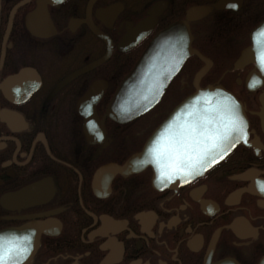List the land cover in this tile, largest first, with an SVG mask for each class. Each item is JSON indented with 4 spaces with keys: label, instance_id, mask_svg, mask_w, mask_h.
I'll use <instances>...</instances> for the list:
<instances>
[{
    "label": "flooded vegetation",
    "instance_id": "1",
    "mask_svg": "<svg viewBox=\"0 0 264 264\" xmlns=\"http://www.w3.org/2000/svg\"><path fill=\"white\" fill-rule=\"evenodd\" d=\"M263 21L264 0H0L5 247L26 250L22 264H264V75L241 58ZM174 25L194 52L152 108L113 118L123 78ZM205 62L197 84L238 99L243 140L204 172L157 183L135 156Z\"/></svg>",
    "mask_w": 264,
    "mask_h": 264
},
{
    "label": "water",
    "instance_id": "2",
    "mask_svg": "<svg viewBox=\"0 0 264 264\" xmlns=\"http://www.w3.org/2000/svg\"><path fill=\"white\" fill-rule=\"evenodd\" d=\"M178 28L181 29V26L174 25L157 35L123 78L109 106V113L113 118L129 121L155 105L188 53L194 52L178 40L183 37H177ZM252 37L258 44L257 47L255 44V48L243 50L241 58L254 59V64L260 71L257 75H264V21L256 27ZM205 63L194 78L196 91L173 109L148 139L139 156H135L137 165H151L157 183L167 180L184 181L192 178V173L204 172L225 157L243 139L246 120L241 103L222 86H198V79L210 66V62ZM232 121L237 123L236 130L216 142V147H210L213 141L209 138L206 143L196 145L195 151H190L187 155L183 148L178 147L179 136L166 132L169 125L173 126V133H179L185 125L198 123L200 131L206 130L211 136L218 131L222 132L224 126ZM157 137L163 140V143H158ZM152 147H156L160 152L158 160L147 156L148 149ZM204 149H207V154L203 155V160L200 161L199 156L203 154ZM146 159H153L154 162L144 163ZM125 170H133L132 165L126 166ZM33 249L32 247V251ZM218 264L234 263L223 261Z\"/></svg>",
    "mask_w": 264,
    "mask_h": 264
},
{
    "label": "snow or ice",
    "instance_id": "3",
    "mask_svg": "<svg viewBox=\"0 0 264 264\" xmlns=\"http://www.w3.org/2000/svg\"><path fill=\"white\" fill-rule=\"evenodd\" d=\"M237 123L236 121H232L229 125H225L222 132H216L211 134L207 133V131H200V125L198 123H193L190 125H185L182 127L179 133H173L172 129L173 126L169 125L168 129H166V132L172 133L173 136H179V143L178 147L184 149L185 155H187L190 151H195V146L202 143L207 142V140L210 138L213 143L210 145V147H216L219 140L225 139L227 136L231 134L232 131L236 130ZM163 135V134H162ZM207 154V149H204L203 154L199 156V160H203V155ZM148 157H153L155 159H159L160 152L156 147H152L148 149L147 153ZM154 162L153 159H146L144 163H152ZM192 174H198V173H192ZM26 251L24 249L19 248L18 246H10L5 247V244L2 240H0V264H22V261L19 259V257L22 255V253ZM24 259L27 258V256H23Z\"/></svg>",
    "mask_w": 264,
    "mask_h": 264
},
{
    "label": "rangeland",
    "instance_id": "4",
    "mask_svg": "<svg viewBox=\"0 0 264 264\" xmlns=\"http://www.w3.org/2000/svg\"><path fill=\"white\" fill-rule=\"evenodd\" d=\"M219 64H220L219 62H216L217 67L219 66ZM221 74H222V73H221ZM225 81H226V79H225Z\"/></svg>",
    "mask_w": 264,
    "mask_h": 264
}]
</instances>
